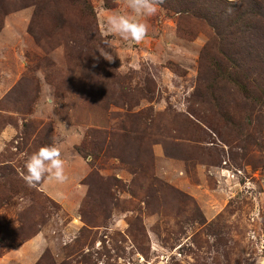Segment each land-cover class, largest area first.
I'll use <instances>...</instances> for the list:
<instances>
[{
    "label": "rangeland",
    "instance_id": "rangeland-1",
    "mask_svg": "<svg viewBox=\"0 0 264 264\" xmlns=\"http://www.w3.org/2000/svg\"><path fill=\"white\" fill-rule=\"evenodd\" d=\"M162 1L136 43L106 30L124 0H0V264L264 259V0L235 2L261 5L245 70ZM53 142L68 181L28 187Z\"/></svg>",
    "mask_w": 264,
    "mask_h": 264
},
{
    "label": "clouds",
    "instance_id": "clouds-1",
    "mask_svg": "<svg viewBox=\"0 0 264 264\" xmlns=\"http://www.w3.org/2000/svg\"><path fill=\"white\" fill-rule=\"evenodd\" d=\"M235 2L236 0H229L230 4ZM160 3L162 0H124L128 14L114 13L107 16L105 19L107 32L123 40L140 43L148 34L147 18L157 13ZM232 11V8L226 9L229 14ZM100 54L108 61L113 59L103 49L100 50ZM24 168L22 179L30 188L39 186L45 179L60 184L66 183L69 179L65 172V160L55 142L41 146L33 152L25 161ZM257 264H264V259L258 260Z\"/></svg>",
    "mask_w": 264,
    "mask_h": 264
},
{
    "label": "trees",
    "instance_id": "trees-1",
    "mask_svg": "<svg viewBox=\"0 0 264 264\" xmlns=\"http://www.w3.org/2000/svg\"><path fill=\"white\" fill-rule=\"evenodd\" d=\"M44 1L54 3L56 0ZM73 2L79 3L80 5L83 4L84 6L89 4V0H73ZM183 2L184 0H182L181 4H185V10L178 12H183L184 14L192 15L205 21L214 31L217 46L221 50L220 54L233 63L236 69L245 70L250 66L249 64H252L247 62L244 57L246 55L243 46H247L248 44L246 42L245 32L252 30L253 35L256 30L255 20L261 9L260 3L255 2L253 8L246 6L240 9V4H230L228 0H186V3ZM227 8H232L233 11L229 14L226 12ZM34 36L38 38L36 35ZM85 39L87 40L86 45L88 47L90 45L89 43L92 44L99 40L95 38L94 34H89ZM245 52L248 55L252 54L249 51ZM48 257H50V254L46 252L37 264H45Z\"/></svg>",
    "mask_w": 264,
    "mask_h": 264
}]
</instances>
